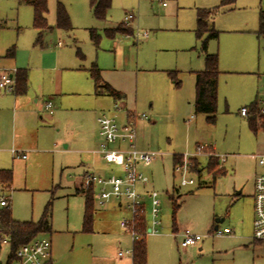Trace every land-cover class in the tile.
I'll return each mask as SVG.
<instances>
[{"label":"rangeland","instance_id":"obj_1","mask_svg":"<svg viewBox=\"0 0 264 264\" xmlns=\"http://www.w3.org/2000/svg\"><path fill=\"white\" fill-rule=\"evenodd\" d=\"M59 2L66 6L70 15L73 25L70 31L57 26ZM221 3L222 0H112L106 19L100 20L93 12L90 0H48L50 28L45 32L43 43L50 52H55L56 43L62 40L65 45L61 52L65 54V60L80 59L89 67L95 64L105 69L115 82H129V107L132 108L129 110L147 114L143 120L149 126L137 127V145L138 148L139 144L146 145V151L159 152L150 165L137 167L150 179L148 185H138L147 229L151 226V199L142 191L156 190L161 201L158 232L139 231L145 235L147 264H264V251L254 256L253 253L229 250L248 240L243 237L249 235L253 239V225L251 227L250 223L254 215L255 178L264 174V165L253 157L264 153V133L254 130L249 117L240 113L243 106L259 102L264 93V36L256 33L264 0H235L227 6H221ZM201 9H218L210 18L209 28L216 29L219 38L210 39L207 32L198 37V12ZM127 11L136 15L128 26L124 23ZM120 24L128 27L127 32L131 28L132 33H109ZM20 30L24 32L27 27L22 26ZM92 30L98 36V43L92 38ZM138 31L148 32L151 37H137ZM205 40L207 53H220L224 49L226 59L219 68L214 124L207 121V114L196 110L197 90L194 80L191 83L188 80L190 73L185 70L176 72V79L180 81V85H176L167 69L161 68L172 58L175 64L177 59L187 62L184 65H189L192 58H205ZM232 47L234 53L225 51ZM139 50L141 60L137 66ZM115 56L118 58L116 68L113 66L116 64ZM104 139L103 136L102 141ZM199 145H207L210 151L218 156L225 155L226 159L219 161L215 170L210 172L207 155L194 158L198 176L195 173L191 176L199 180L198 184L182 187L180 175L174 172L173 156L191 155ZM116 147L115 144L110 145V148ZM35 168L29 171V187L35 190L15 188L18 190H13V194L8 192L13 197L12 211L16 203L18 216L28 215V219L38 220L44 207L52 201L53 226L57 232L39 236L52 241L61 263L127 264L118 259V253L132 250L134 239L122 228L121 221L131 220L132 212L119 206L120 201L114 198L103 206L94 198V222L97 224L95 230L93 224V233L75 235L64 232L67 224L75 221L81 198L75 195L74 187L67 188L59 178L60 182L55 181L54 184L51 180L49 184L37 183L34 178L39 177L41 171ZM220 169H224V173L218 174L214 180L213 174ZM57 172L59 177L60 167L56 168L55 175ZM107 172L122 171L120 167L110 165ZM21 173L24 177L25 173ZM52 174L50 167L49 179ZM21 177L19 180H23ZM176 202L180 204L178 208H175ZM102 214L109 219L114 234L97 231L106 228L104 226L108 222L104 221ZM218 219L223 220L217 222ZM216 225L220 229H233L230 236L235 239L210 236ZM176 228H189L205 237L196 249H182L178 245L180 238L175 236ZM259 243L264 245V241ZM10 254V245L3 243L1 264H8ZM129 256L132 255L126 257Z\"/></svg>","mask_w":264,"mask_h":264},{"label":"crops","instance_id":"obj_2","mask_svg":"<svg viewBox=\"0 0 264 264\" xmlns=\"http://www.w3.org/2000/svg\"><path fill=\"white\" fill-rule=\"evenodd\" d=\"M33 21L34 8L32 5L22 3L20 0H0V72L5 68H17L19 71H26L27 75V86L23 93L6 92L0 88V172L2 170L12 171L10 184L5 181L0 182V185L6 193L12 192V194L13 190L18 189L35 190L29 187L31 184L29 171L33 167H36L37 171H41L40 176L34 178L37 183L46 182L49 184L51 180V183L54 184L55 181L60 182L58 181L59 178L62 183L65 182L67 188L74 187L75 195L81 198L77 207L78 215L72 224L71 222L67 224L64 232L75 235L90 233L83 230L86 204L85 175L89 171L104 176L110 174L107 172L110 165L103 160L100 154L94 153L99 149L104 136L98 123V116L102 113L112 112L116 103L132 109L129 107L131 104L129 99L130 83L127 81L121 84L117 83L106 73L105 69L100 68L103 80L120 91L124 98L116 101L107 92L97 91L94 79L90 74L91 67L81 63L80 59L65 60V54L61 52L65 45L62 40L56 43L57 50L50 52L43 43V37L47 30L42 32L41 41L38 40L39 30L34 27ZM22 26H26L27 30L21 31ZM59 42L62 44L58 45ZM220 51L217 53L219 68L224 65L226 60L223 55L224 49ZM225 51L234 53V48L232 47L231 50L226 48ZM140 55L141 51L139 50L137 66L141 60ZM115 60L116 64L113 66L116 68L118 60L116 56ZM163 60L165 61V59ZM125 61L129 63L127 58ZM168 61L167 59L166 62ZM172 61L173 58L170 63L161 68L167 69L168 72L188 71L191 75L188 80L190 83L194 80L196 89V72L205 69V58L200 57L198 60L192 58L189 65H184L187 62H180L179 59L175 61L176 64ZM218 90L219 85L217 95ZM48 100L52 101L53 104L52 113L43 108V104ZM139 125H141L140 127L149 126L144 120H139L137 127ZM139 146L141 149H148L146 145L139 144ZM50 167H52L53 174L49 179L47 175ZM57 167L61 168L59 177L58 172L55 175ZM21 171L25 173L24 177ZM19 177L23 180H19ZM149 190L144 192L141 188V191L146 195ZM12 198L11 195V205L13 204ZM118 205L126 207L121 202ZM1 207L0 205V212L4 209ZM16 207L17 204L15 203L14 211H12L10 206L11 216L14 220L31 221L28 219V215L25 217L18 216ZM102 215L104 221L108 220L107 223L105 222L104 227L106 228L96 230L103 231L108 235L114 234L109 219L104 214ZM251 219L253 218L251 217ZM222 220L218 219L217 222ZM252 222L253 220L250 223L251 227ZM93 224L95 230L97 221ZM184 229L176 228V233ZM55 230L52 214L50 233L57 232ZM91 232L93 233V226ZM230 238L235 239L231 236ZM243 238L248 240L233 246L229 250L253 253L254 256L257 252L264 251V245L259 243L261 241L253 240L249 235ZM200 242L187 247L180 246V242L178 245L182 249L191 248L193 250L196 249L197 245H200ZM127 250L122 255L118 253V259L127 262V264H132V256L126 257L130 254ZM50 264H64L61 263L60 255L57 253V249L53 248V244Z\"/></svg>","mask_w":264,"mask_h":264},{"label":"built area","instance_id":"obj_3","mask_svg":"<svg viewBox=\"0 0 264 264\" xmlns=\"http://www.w3.org/2000/svg\"><path fill=\"white\" fill-rule=\"evenodd\" d=\"M165 5V3H163ZM136 15L133 11H127L125 16L126 26L130 25ZM137 37L142 36L147 38L148 32L138 31ZM62 43L59 42L58 45ZM17 68H5L0 72V88L6 92H14L17 84ZM44 110L53 112L52 101L48 100L43 104ZM244 117H249L250 111L248 106H244L240 111ZM256 118L258 122V130L264 133V93L260 98ZM146 113H138L137 111L126 109L121 104L116 103L114 109L110 113H102L98 116V123L104 133L105 139L101 142L99 149L94 151L101 155L103 160L109 164L121 168V173H111L108 176L100 175L94 171H89L85 175V189L93 186L94 198L103 206L110 199L114 198L124 203L126 208L132 212V219H124L121 221V226L126 231L130 232L134 241L142 237L139 225V218L144 216V202L142 194L138 190V185L144 186L150 183V179L138 171L137 167L140 164L150 165L158 156L159 152L146 151L138 148L137 137L138 128L137 122L140 119H146ZM111 144H115L116 148H110ZM17 152L16 150H13ZM182 160L174 164V172L180 175V186H194L198 181L191 176L195 172V159L203 155L219 158L220 162L225 161L226 156H218L210 151L207 145H199L195 153L181 154ZM191 156V157H190ZM259 159V163L264 165V153L253 155ZM97 191V192H96ZM148 197L151 199V226L145 232H158L160 224L161 201L159 193L156 190H149ZM0 205L3 207L11 206L10 193H6L0 185ZM253 239L264 241V174H259L255 178V193H254V217H253ZM146 234V233H145ZM233 234V229L225 227L220 229L216 225L215 230L210 236H230ZM180 238V246L187 247L196 245L205 236L193 232L186 228L181 232L176 233ZM8 243L10 245V236L4 233L0 227V244ZM132 254V250H127ZM123 252H119L122 255ZM11 255H9L10 257ZM52 256V241L46 237L37 236L31 241L22 244L14 253L8 264H48L51 262Z\"/></svg>","mask_w":264,"mask_h":264},{"label":"trees","instance_id":"obj_4","mask_svg":"<svg viewBox=\"0 0 264 264\" xmlns=\"http://www.w3.org/2000/svg\"><path fill=\"white\" fill-rule=\"evenodd\" d=\"M22 3H27L33 6L34 8V27L39 30L38 40L41 41L42 32L50 28L48 23L47 15L49 11L48 0H20ZM235 0H222L221 6L231 5ZM91 7L97 19L104 20L106 19L108 10L112 6V0H90ZM219 9V8H218ZM218 9H201L198 12V26L197 34L198 37H201L204 32L208 33V38H217L219 32L214 28H209L210 18L217 12ZM56 23L57 26L63 30L70 31L73 28L70 15L64 4L61 2L57 5L56 11ZM124 24H120L115 28H112L109 33L114 32H123V33H132V29L129 28L130 32L126 31ZM259 36H264V8L260 10L259 14ZM92 38L96 43H98V36L94 30H92ZM203 49L205 51V62L206 67L203 71L196 72V110L197 112L207 114V121L214 124L216 121L217 113V102H218V78H219V56L217 53L210 54L207 53V40L203 42ZM174 71H169L168 74L173 78L176 85H180V81L176 79ZM90 74L94 79L97 91H105L110 96H112L116 101L122 100L124 95L112 87L110 84L105 82L102 78L100 68L97 65H92L90 68ZM26 71H19L17 75V84L16 92L23 93L26 90L27 86V77ZM258 102L252 103L249 106L250 116L249 122L250 126L254 130H258V122L256 118ZM182 155L174 154L173 162L174 164L181 162ZM219 158L210 157L208 160V170L214 171L216 166L219 164ZM224 173V169L213 174V179L218 176V174ZM12 180V171L11 170H2L0 172V182H8L10 184ZM201 184L198 185L200 187ZM86 204H85V214H84V228L85 232H91L94 222V189L93 186H89L85 189ZM180 204L176 202L175 208H178ZM51 216H52V201H50L44 208L43 214L38 221H16L11 216V208L5 207L0 212V227H2L4 233L10 236V247H11V256L9 261L14 255L15 251L22 245L33 238L39 236L42 233H48L51 230ZM140 230L146 231L147 224L143 218H139ZM0 244V251H1ZM148 260V251L145 241V235L140 239L133 241L132 247V264H147ZM49 262L48 264H50Z\"/></svg>","mask_w":264,"mask_h":264}]
</instances>
